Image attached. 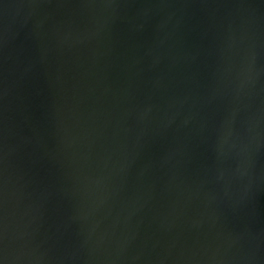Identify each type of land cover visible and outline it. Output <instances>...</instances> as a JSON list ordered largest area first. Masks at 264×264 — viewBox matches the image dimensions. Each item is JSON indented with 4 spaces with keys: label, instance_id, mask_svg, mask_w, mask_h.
Instances as JSON below:
<instances>
[{
    "label": "water",
    "instance_id": "obj_1",
    "mask_svg": "<svg viewBox=\"0 0 264 264\" xmlns=\"http://www.w3.org/2000/svg\"><path fill=\"white\" fill-rule=\"evenodd\" d=\"M0 264H264V0H0Z\"/></svg>",
    "mask_w": 264,
    "mask_h": 264
}]
</instances>
